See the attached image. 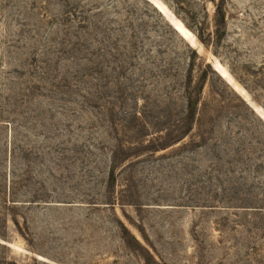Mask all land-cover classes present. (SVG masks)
<instances>
[{
    "label": "rangeland",
    "instance_id": "rangeland-1",
    "mask_svg": "<svg viewBox=\"0 0 264 264\" xmlns=\"http://www.w3.org/2000/svg\"><path fill=\"white\" fill-rule=\"evenodd\" d=\"M181 1L0 0V264H264V0Z\"/></svg>",
    "mask_w": 264,
    "mask_h": 264
},
{
    "label": "trees",
    "instance_id": "trees-1",
    "mask_svg": "<svg viewBox=\"0 0 264 264\" xmlns=\"http://www.w3.org/2000/svg\"><path fill=\"white\" fill-rule=\"evenodd\" d=\"M178 6L180 10H186L184 8V2L181 0H173ZM214 4L215 10H214V30L212 34L205 35L203 24L198 22L197 24V38L203 43L207 44L208 41L212 40V46L213 48L218 47L223 40L226 38L227 35V13L225 10V4L224 0H210ZM198 90L195 92H190V90L186 91L187 96V107H186V114L185 119L182 121V127L185 129L183 130L179 136L174 138L175 141L182 140L190 131L192 130L193 122L197 115L198 110V102H199V96L201 92V86L197 88ZM163 142H160V146L158 147H167V145H170L172 143L171 140L164 139L161 140Z\"/></svg>",
    "mask_w": 264,
    "mask_h": 264
}]
</instances>
